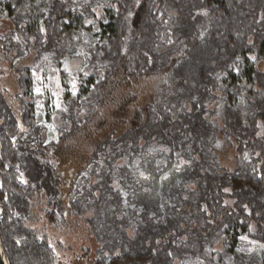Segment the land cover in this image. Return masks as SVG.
<instances>
[{
	"label": "trees",
	"instance_id": "trees-1",
	"mask_svg": "<svg viewBox=\"0 0 264 264\" xmlns=\"http://www.w3.org/2000/svg\"><path fill=\"white\" fill-rule=\"evenodd\" d=\"M0 21L7 264H56L29 224L40 206L95 225V264H264L240 240L264 244V0H0ZM56 67L53 139L34 92ZM77 155L68 193L61 164Z\"/></svg>",
	"mask_w": 264,
	"mask_h": 264
},
{
	"label": "rangeland",
	"instance_id": "rangeland-1",
	"mask_svg": "<svg viewBox=\"0 0 264 264\" xmlns=\"http://www.w3.org/2000/svg\"><path fill=\"white\" fill-rule=\"evenodd\" d=\"M11 24L7 21H0V37L7 36L11 33ZM85 50L83 48L78 49L77 56L84 58ZM67 65L71 73V81H68L69 90L72 92L77 91V73L82 70L81 62L78 59H73L68 61L64 65ZM4 78H6V87L12 88L15 91V86L10 82L11 73L8 68L4 67ZM54 73L52 75L51 72ZM69 73V71H67ZM35 77L37 79L34 96L37 98L38 108L42 111L43 115V126L46 128L48 135L51 138H56L57 121H48V114L61 110L62 102L64 98V93L67 90L65 85V77L61 74V71L56 67L51 70L44 69L35 72ZM39 77V79L37 78ZM75 80L76 88L73 90L72 82ZM57 81L59 86H57ZM39 88L40 92L37 93L36 89ZM56 93V95H53ZM59 104V107H57ZM51 126V127H50ZM46 132V133H47ZM78 149V148H77ZM65 158V157H64ZM73 158L78 159V163L81 164L79 155L70 156L68 160L63 159L61 164L62 177H66L64 180L65 192H71V183L73 180L72 170L73 164L77 161L72 160ZM70 195V194H69ZM35 214L30 220V227L33 229L40 230L43 235H46L49 239L50 245L55 249L57 255L56 264H95L97 252L102 249L101 237L97 238V233L95 231V225L89 220H82L66 215L64 220H60V224L57 225V221H48L47 210L40 206L34 210ZM97 228V227H96ZM249 239V238H248ZM250 240V239H249ZM245 244H250L247 241H243ZM262 249L260 245L255 243L251 244V249ZM246 249L245 251L252 252L254 250ZM251 250V251H250ZM249 253V254H250Z\"/></svg>",
	"mask_w": 264,
	"mask_h": 264
},
{
	"label": "snow or ice",
	"instance_id": "snow-or-ice-1",
	"mask_svg": "<svg viewBox=\"0 0 264 264\" xmlns=\"http://www.w3.org/2000/svg\"><path fill=\"white\" fill-rule=\"evenodd\" d=\"M205 14H207V13L205 12ZM169 43H171V41H169ZM252 59L255 60V57H252ZM65 71H69V74H71V73H70V70H69L68 67H67V65L65 66ZM37 78L39 79V77H37ZM57 86H59L58 81H57ZM72 88H73V90H75V88H76L75 80H73V82H72ZM36 92L39 93V92H40V89L37 88V89H36ZM73 94H75V91L73 92ZM53 95H56V93H53ZM57 107H59V104H57ZM50 127H51V126H50ZM21 177H23V174H22V173H21ZM22 182H23V180H22ZM225 191H229V189H225ZM245 207H246V206H245ZM249 230L251 231V227H250ZM240 240H241V241H247V242L250 243V244L255 243V241H251V240H249L247 236H241V237H240ZM260 247H261V248H264V244L260 245ZM242 250H243V249H238V251H242Z\"/></svg>",
	"mask_w": 264,
	"mask_h": 264
},
{
	"label": "water",
	"instance_id": "water-1",
	"mask_svg": "<svg viewBox=\"0 0 264 264\" xmlns=\"http://www.w3.org/2000/svg\"><path fill=\"white\" fill-rule=\"evenodd\" d=\"M0 257H1V260H2L3 264H7L6 258L4 256V253H3V250H2L1 241H0Z\"/></svg>",
	"mask_w": 264,
	"mask_h": 264
}]
</instances>
